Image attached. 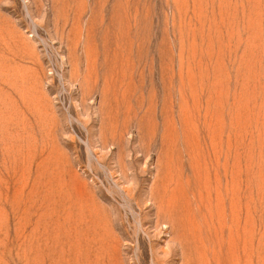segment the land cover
I'll list each match as a JSON object with an SVG mask.
<instances>
[{
  "label": "rangeland",
  "instance_id": "obj_1",
  "mask_svg": "<svg viewBox=\"0 0 264 264\" xmlns=\"http://www.w3.org/2000/svg\"><path fill=\"white\" fill-rule=\"evenodd\" d=\"M0 264H264V0H0Z\"/></svg>",
  "mask_w": 264,
  "mask_h": 264
}]
</instances>
